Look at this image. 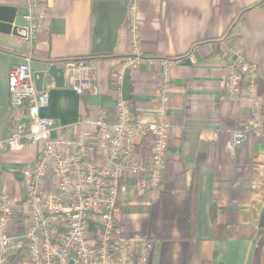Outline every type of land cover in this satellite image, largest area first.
<instances>
[{"label":"crops","instance_id":"crops-1","mask_svg":"<svg viewBox=\"0 0 264 264\" xmlns=\"http://www.w3.org/2000/svg\"><path fill=\"white\" fill-rule=\"evenodd\" d=\"M47 4L46 28L34 42L11 26L0 28V141L15 124L8 72L26 57L33 85L48 92L40 115L68 136L77 134L80 120L91 128L88 121L100 107L114 110L112 73L132 51L129 0ZM0 6L12 17L27 14L26 0H0ZM138 25L143 56L174 60L169 138L159 187L148 189L145 176L125 181L113 213L115 237L146 235L150 264H264V225H259L264 133L247 135L233 155L226 148L230 132L244 126L250 111L241 77L234 79V97L229 93L227 67L235 51L256 64L264 105V0H140ZM78 57L88 59L92 74V87L83 94L72 89L66 71L63 77L58 72L65 64H78L73 61ZM50 64H56L55 80L41 75ZM161 72L159 63L145 62L126 72L123 96L131 100L134 115L154 119ZM140 150L148 152L144 146ZM38 153L39 145L31 142L18 150L0 149V192L10 195L14 210L12 252L20 248L28 213L20 171ZM44 184L50 187L48 179Z\"/></svg>","mask_w":264,"mask_h":264},{"label":"built area","instance_id":"built-area-1","mask_svg":"<svg viewBox=\"0 0 264 264\" xmlns=\"http://www.w3.org/2000/svg\"><path fill=\"white\" fill-rule=\"evenodd\" d=\"M26 7L27 39L32 43L46 28L48 4L47 0H26ZM139 10L140 0H129L132 51L112 73L114 110L100 107L88 121L91 128L80 120L75 136H68L53 119L40 115L48 103V92L33 85L30 58L10 68L8 100L15 124L10 136L0 141V149L18 150L31 142L39 145V153L20 171L28 206L20 252H12L16 243L9 232L14 219L12 200L8 193L0 192V264H150L147 236L115 237L113 215L126 180L145 176L148 189L160 186L168 146L167 103L174 60L140 53ZM143 62L162 67L154 119L134 115L130 101L123 96L126 72ZM64 66L73 90L82 94L91 89L92 74L86 63ZM227 75L230 96L234 97V79L239 76L250 106L244 126L230 132L226 148L233 155L247 135L264 133V105L258 94L257 66L239 51H235ZM141 146L147 148L146 155ZM47 179L50 187L44 184ZM259 209L264 210V197Z\"/></svg>","mask_w":264,"mask_h":264},{"label":"water","instance_id":"water-1","mask_svg":"<svg viewBox=\"0 0 264 264\" xmlns=\"http://www.w3.org/2000/svg\"><path fill=\"white\" fill-rule=\"evenodd\" d=\"M9 8H6V7H2L0 6V28L2 29H9V27L11 26L12 27V30L15 31L16 29L23 34H19V37H23V38H27V22L25 20V18H23L22 16H14L12 17L9 13H8V10ZM54 70H56V64H50L48 66V69L44 72H42V76L44 75H50L54 78V80L56 79L54 77ZM59 74L61 75V77H63L64 75V72H65V66H62V70L61 71H58ZM36 89L37 90H42L41 88V84H37L36 83ZM22 121H26L25 119H23ZM260 226H263L264 225V212L262 214V217H261V220H260V223H259ZM71 264V261L70 263Z\"/></svg>","mask_w":264,"mask_h":264},{"label":"trees","instance_id":"trees-1","mask_svg":"<svg viewBox=\"0 0 264 264\" xmlns=\"http://www.w3.org/2000/svg\"><path fill=\"white\" fill-rule=\"evenodd\" d=\"M235 22V21H234ZM234 22H232V24H230V27L229 28H231V25H233L234 24ZM228 28V29H229ZM87 58L86 57H78V58H74L73 59V61L75 62V63H86L87 62ZM124 83H125V78H124ZM123 87H124V84H123ZM257 87H258V82H257ZM85 93V92H84ZM83 94V93H82ZM124 98H126L125 96H124ZM127 100H129L130 101V104H131V100L129 99V98H126ZM132 105V104H131ZM11 117V116H10ZM12 118V117H11ZM19 249H21V248H19Z\"/></svg>","mask_w":264,"mask_h":264},{"label":"rangeland","instance_id":"rangeland-1","mask_svg":"<svg viewBox=\"0 0 264 264\" xmlns=\"http://www.w3.org/2000/svg\"><path fill=\"white\" fill-rule=\"evenodd\" d=\"M14 251H18V252H20L18 248H17V249H14Z\"/></svg>","mask_w":264,"mask_h":264}]
</instances>
